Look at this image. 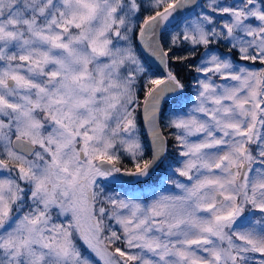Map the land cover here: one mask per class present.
<instances>
[{
  "label": "snow or ice",
  "instance_id": "snow-or-ice-1",
  "mask_svg": "<svg viewBox=\"0 0 264 264\" xmlns=\"http://www.w3.org/2000/svg\"><path fill=\"white\" fill-rule=\"evenodd\" d=\"M0 264H264V0H0Z\"/></svg>",
  "mask_w": 264,
  "mask_h": 264
}]
</instances>
